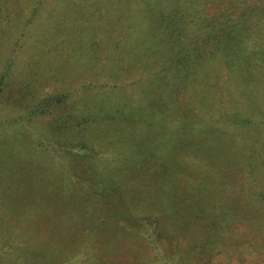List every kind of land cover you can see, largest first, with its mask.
Wrapping results in <instances>:
<instances>
[{"label":"rangeland","instance_id":"1","mask_svg":"<svg viewBox=\"0 0 264 264\" xmlns=\"http://www.w3.org/2000/svg\"><path fill=\"white\" fill-rule=\"evenodd\" d=\"M0 264H264V0H0Z\"/></svg>","mask_w":264,"mask_h":264}]
</instances>
